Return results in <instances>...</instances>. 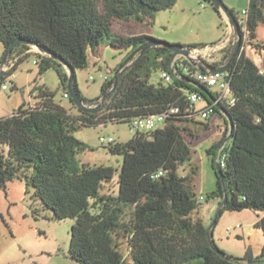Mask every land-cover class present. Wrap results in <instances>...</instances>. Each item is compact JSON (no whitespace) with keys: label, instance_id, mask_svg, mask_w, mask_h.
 I'll list each match as a JSON object with an SVG mask.
<instances>
[{"label":"trees","instance_id":"16d2710c","mask_svg":"<svg viewBox=\"0 0 264 264\" xmlns=\"http://www.w3.org/2000/svg\"><path fill=\"white\" fill-rule=\"evenodd\" d=\"M177 1L0 0L3 55L14 41L21 42L6 58L5 62L13 57L18 61L3 74L0 89L30 54L27 52L35 48L40 50L33 52L38 75L54 68L64 96L68 94V76L54 58L72 69L74 87L86 104L94 108L102 100L104 103L96 113H87L68 97L78 111L72 115L54 102V92L34 86L31 95L36 106L22 104L10 117L0 119V190L23 177L35 218L49 211L53 220H72L68 253L79 264H264V242L258 256L246 253L242 258H232L217 248L211 229L191 218L200 206L191 177L177 174L192 153L185 140L194 138L188 125L200 124L208 129V123L198 120L185 93L196 92L207 104L217 97L191 78L195 71L206 69L195 68L185 59L171 63L173 53L160 45L165 42L150 36L111 33L118 21L143 23L156 12L172 9ZM229 11L238 25L239 45L236 48L237 41L232 45L226 61H204L211 68L225 67L235 100L232 106L219 104L212 114H221L226 127L221 140L206 151L216 177L215 189L206 198L219 201L220 215L224 211L256 213L255 227L262 231L264 240V70L243 50L246 38L255 41L257 28L264 23V0H248L242 23L233 10ZM102 43L129 52L114 75L104 80L100 95L87 100L77 88L75 73L87 67V52H94ZM150 43L158 45L143 51ZM227 44L219 52L225 53ZM255 48L264 57V43L255 44ZM157 71L169 74L171 82L163 85L161 79L157 86L151 84V76ZM171 109H177V113L169 114L162 128L147 133L135 131L129 141L109 144L107 151L120 156L122 164L117 193H102L112 183L116 170L81 164L78 155L87 146L74 133L108 123L130 126L136 118ZM221 112L230 120L231 131ZM227 138L229 146H223ZM221 155L223 166L218 161ZM217 161L222 180L216 174Z\"/></svg>","mask_w":264,"mask_h":264},{"label":"rangeland","instance_id":"374dc122","mask_svg":"<svg viewBox=\"0 0 264 264\" xmlns=\"http://www.w3.org/2000/svg\"><path fill=\"white\" fill-rule=\"evenodd\" d=\"M221 1L227 9L233 10L239 23H242L248 0ZM111 33L122 37L146 35L171 45L196 47L197 50L191 52L192 57L195 59L202 57L201 59L208 63L226 61L232 42L225 46L223 50L225 53L219 52L217 47L228 38L234 37L233 29L224 14L220 11L218 16L212 9L210 1L205 0H178L172 9L156 12L143 23L118 21L112 25ZM256 34L255 41L249 42L246 38L243 50L248 58L264 70L263 54L255 48V44L264 43V23L258 26ZM3 52L4 48L0 43V59ZM128 52L127 49L112 48L106 43L100 44L94 52L88 51L87 67L75 73L76 85L81 95L87 100L97 98L104 77L110 78L114 75V70ZM13 59L1 64L0 71L5 73L18 61L16 57ZM183 59L185 58L181 56L176 58L177 61ZM195 59L188 62L193 64L196 62ZM36 61L35 54L30 53L18 65L12 77L5 80L7 90L0 89V119L10 117L22 104L26 107L36 106L37 101L31 95L34 86H45L55 93L54 102L57 105L72 115L78 114L69 99L64 98V90L59 86L55 69L51 68L38 75ZM63 71L67 74L64 68ZM181 71L187 75L185 68L181 67ZM89 77L93 80H89ZM160 81L161 72L153 73L150 83L157 86ZM161 83L167 84L164 81ZM12 85L15 88H12ZM201 105L199 102L196 107ZM198 120L201 123H208V129H204L200 124L188 125L194 138L185 137V140L189 143L192 153L190 159L177 171L180 177H191L194 192L200 203L198 209L191 214V218L193 221H201L211 229L212 240L226 255L232 258H242L246 253L258 256L264 240L262 231L255 227L257 214L244 210L224 211L217 216L220 209L219 201L206 198L216 185V177L206 151L212 144L221 140L225 133L223 116L214 114L206 121L201 118ZM134 135L135 131L127 123L83 127L74 133V136L87 146V150L78 155L81 164L111 167L116 170L112 183L108 189L105 187L102 193L111 192L113 195L117 193L116 183L122 158L111 155L107 151L109 145L101 144L100 139L110 138L114 145L125 143ZM224 145L229 146V142L225 140ZM73 223L69 219L53 220L49 211H44L40 217L35 218L29 196L25 194L23 177L8 182L6 189L0 190V264H79L72 260L68 253L70 228ZM121 250L124 252V246Z\"/></svg>","mask_w":264,"mask_h":264},{"label":"built area","instance_id":"2783aa9c","mask_svg":"<svg viewBox=\"0 0 264 264\" xmlns=\"http://www.w3.org/2000/svg\"><path fill=\"white\" fill-rule=\"evenodd\" d=\"M245 13L246 11L244 12V15ZM230 41L232 42V45H234L237 40L234 37L233 38L231 37V39L228 38L224 43L220 44L217 47V49L224 47L225 43L226 42L229 43ZM31 52H38V51L35 48H32L27 53H31ZM201 58L195 59L196 62L192 64L193 67L196 68L198 66H201V64L199 63V60L204 63L205 60L204 59L202 60ZM263 74H264V71H263ZM191 78L197 81L198 83L210 88L213 92L217 93L216 99L212 100L211 104H207L196 92L185 93L191 109H193L194 112L198 113L199 118H201L202 120L209 118L210 115L214 113V108H217L219 104H226L227 106H232L234 104L235 100L232 97V94L230 91V80H229L228 74L225 71H218V72L211 73L207 70L205 72L201 70H197L191 75ZM106 79L107 77H104V80ZM161 79L165 83L171 82V76L165 72L161 73ZM89 80H93V78L89 77ZM2 90H7V86L3 85ZM64 97L68 98L69 96L68 94H66ZM199 102H201L202 105L200 107H196V104ZM175 113H177V109H171L170 111L159 114V115H152V116L144 117V118H136L131 121L130 127L133 131H140V132H146V133L151 132L156 129H159L160 126L163 127L165 125L168 115L175 114ZM100 143L109 145V144L114 143V141L110 138L108 139L101 138ZM223 160H224V155H221V157L218 158V161L220 162L221 166H223L222 164ZM159 175H161V173H159Z\"/></svg>","mask_w":264,"mask_h":264},{"label":"water","instance_id":"95a60500","mask_svg":"<svg viewBox=\"0 0 264 264\" xmlns=\"http://www.w3.org/2000/svg\"><path fill=\"white\" fill-rule=\"evenodd\" d=\"M211 3V6L216 9L217 11H221L224 14L225 19L228 21V24L230 25V27L233 29L234 32V38L237 40V44H236V48L239 45V41L237 39V34H238V25L237 22L235 21L234 17L232 16V14L230 13V11L227 9V7L223 4V2L221 0H209ZM20 41H14L9 48L5 51L4 55H3V63H5L7 56L10 54L11 50L18 44H20ZM153 45H158V44H153L150 43L148 44L146 47L143 48V51L149 49L151 46ZM160 45L166 47L167 49H169L172 53H173V57L171 59V63L179 56L184 57L187 61L191 62L192 59H195V57H192L191 55V50L186 49L182 46L179 45H171L168 43H161ZM235 48V49H236ZM38 52H40V50L36 49ZM54 60L58 61L66 70L67 72V76H68V82H67V87H66V91L68 93L69 98L71 99V101L75 104L76 107L80 108L83 112H87V113H96L99 109H101L104 106L103 100L101 101L100 105L98 107H90L88 104H86L84 102V100L79 96V94L76 91V88L74 87V83H73V71L72 69H70L63 61H61L59 58H54ZM199 63L201 64V67L205 68L207 71L213 73V72H218V71H223L225 69V67H216V68H211L209 66H207L205 63H203L202 61L199 60ZM127 65L120 71V73L118 74V76L115 79V82L117 83L121 74L127 69ZM3 71H0V80L3 77ZM223 114V112H221ZM224 115V114H223ZM225 116V115H224ZM226 117V116H225ZM227 122H228V128L229 131L232 130V124L230 122V120L226 117ZM228 140V138L226 139V141ZM216 174L217 176L222 180V172H221V167H219L218 161L216 162ZM223 183V182H222ZM227 199V195L225 193L224 195V200H223V204L225 203ZM220 215V209L218 211L217 216ZM249 263H254V261H251Z\"/></svg>","mask_w":264,"mask_h":264},{"label":"crops","instance_id":"0c3cea01","mask_svg":"<svg viewBox=\"0 0 264 264\" xmlns=\"http://www.w3.org/2000/svg\"><path fill=\"white\" fill-rule=\"evenodd\" d=\"M227 142V141H226Z\"/></svg>","mask_w":264,"mask_h":264}]
</instances>
